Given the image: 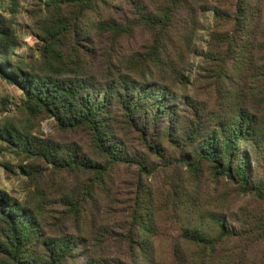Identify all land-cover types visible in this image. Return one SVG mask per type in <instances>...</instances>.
<instances>
[{"label":"trees","instance_id":"trees-1","mask_svg":"<svg viewBox=\"0 0 264 264\" xmlns=\"http://www.w3.org/2000/svg\"><path fill=\"white\" fill-rule=\"evenodd\" d=\"M148 1L132 0L138 8L125 22L111 14L109 0H39L38 69L28 70L12 61L18 39L0 0V77L22 90L30 117L53 118L91 143L87 151L0 125V139L25 161L87 178L59 199L65 209L54 229L42 204L0 189V264H264L261 3L236 0L231 11L234 0ZM202 19L211 24L209 39L195 55ZM139 27L152 42L122 55L121 41ZM192 56L202 62L197 77ZM200 88L214 93L215 110L196 103L191 93ZM134 138L142 147H133ZM177 166L187 180L152 183ZM120 170L134 172V191L125 221L112 230L122 257L111 259L90 251V241H108L85 233L105 221L95 210ZM206 173L236 188L230 196L252 198L256 209L230 215L222 209L228 196L215 209L203 203L198 185Z\"/></svg>","mask_w":264,"mask_h":264},{"label":"rangeland","instance_id":"rangeland-1","mask_svg":"<svg viewBox=\"0 0 264 264\" xmlns=\"http://www.w3.org/2000/svg\"><path fill=\"white\" fill-rule=\"evenodd\" d=\"M109 1L116 7L112 9L111 14L118 20L131 22L134 19V14L138 8L136 4L138 3H133L132 0ZM144 1H146V5H149L148 0H141V2ZM235 1L229 6L231 11H234L236 8ZM259 2L262 6L261 20L264 23V0H259ZM38 6L39 0H4L3 10L5 11V16L13 24L14 33L18 39V46L15 49V54L12 56V61L14 64L28 70L38 69L37 44L41 23V19L35 16ZM200 25L199 40L191 47V53L195 55H200L201 49L206 51L209 39L208 30L211 24L209 25L206 20L202 19ZM151 42L152 34L145 28L139 27L135 30L132 37L121 41L120 51L122 55H129L143 50ZM199 59V57L195 58L194 56L190 58V62L194 63V77H197L201 72L200 66L202 62ZM193 90L196 93L191 94L196 97V103L206 105V110H215L216 100L214 93H210L203 88ZM4 123H12L21 131L32 132L44 140H52L67 146L75 143L84 150H90L91 143L85 132L79 131L74 133L63 131L55 119L45 115L30 117L24 111V95L22 90L0 77V125ZM131 144L133 147H142L138 138L132 139ZM12 149L8 147L6 141L0 139V189L8 192L19 201L42 204L51 223L50 229H54L53 227L60 223V213L65 209L58 203L59 199L64 196V193L74 190L77 186L78 188L81 187L87 182V178L83 176L78 177L74 173H56L52 168H47V165L41 161H37L36 164L30 163L29 161H25L22 156L13 152ZM35 166L43 169L41 172H38ZM24 170L27 172L25 173ZM132 173L133 175H130L127 171L120 170L121 179L117 182L113 191L110 192L108 198L100 196L103 200L101 198L100 203L97 205L100 208L96 209L95 212H99L100 219L105 221L94 228L90 227L85 233L86 237L91 238L95 236L93 234L94 231L98 234V238L108 241L104 243L103 247L97 246L93 240L90 241V251L97 256L104 255L111 259L122 257L120 256V247L115 241H111L113 236L116 235L114 234L116 232H112V230L119 231L118 227L120 223L124 222L127 216L125 215L128 207L127 201L131 198V193L134 191L132 183H134L135 174L134 172ZM170 177L175 179L185 178L187 180L186 169L177 166V168L172 170L171 176L165 172L159 173L152 183L156 187H161L162 183L166 182ZM227 185L224 181L214 182L212 177L206 173L198 185V187L201 186V189H199L201 190L200 199H202L203 203H208L210 208L215 209L218 205V199L220 200L221 197L228 196V200L222 205V209L228 212L231 211L230 215H239L241 210L246 207L256 209L257 202L252 200V198L230 196L228 193H236V188ZM38 189L40 192H38ZM89 211L93 210L89 209ZM105 224L110 225L107 230L111 231V234L105 232ZM170 228V226L164 225L162 227L163 233L169 235L172 232ZM101 235H104L105 238H101ZM239 246L240 244L238 243ZM166 264H172V260L169 261L167 258Z\"/></svg>","mask_w":264,"mask_h":264}]
</instances>
